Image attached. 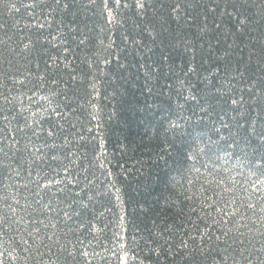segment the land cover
<instances>
[{
	"label": "trees",
	"instance_id": "1",
	"mask_svg": "<svg viewBox=\"0 0 264 264\" xmlns=\"http://www.w3.org/2000/svg\"><path fill=\"white\" fill-rule=\"evenodd\" d=\"M0 264H264V0H0Z\"/></svg>",
	"mask_w": 264,
	"mask_h": 264
}]
</instances>
